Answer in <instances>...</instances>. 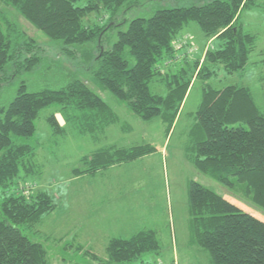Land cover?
I'll list each match as a JSON object with an SVG mask.
<instances>
[{
	"label": "trees",
	"instance_id": "1",
	"mask_svg": "<svg viewBox=\"0 0 264 264\" xmlns=\"http://www.w3.org/2000/svg\"><path fill=\"white\" fill-rule=\"evenodd\" d=\"M1 1L50 40L62 42L67 55L73 54L66 46L96 47L98 42L93 81L125 103L139 120L159 117L167 132L192 78L209 80L219 68L225 75L243 74L255 44V36L239 23L251 0H207L189 7L158 9L147 18L131 20L119 18L137 0H88L83 6L78 5L81 0ZM100 11L107 16L105 24H83L85 16ZM191 22L206 40L217 41L216 45L196 60L195 74L181 70L166 80L165 95L152 93L150 82L162 76L160 68L165 61L176 58L173 43ZM123 26H127L125 31ZM116 28L120 29L112 42L107 35ZM36 51L35 41L15 24L0 22V83L9 77L5 70L9 63L14 73L34 68L39 63ZM49 106L72 113L82 135L95 136L117 119L104 100L79 79L58 90L37 92H27L21 84L12 101L0 106V264H49L43 245L26 233L33 236L41 218L53 212L52 197L46 192L28 197L10 189L35 153L36 146L29 140L35 134L39 112ZM48 123L55 134L60 133L54 116L48 117ZM190 134L195 139L188 156L193 167L227 189L236 190L240 185L242 196L264 210V115L248 88L229 85L214 89L206 85ZM154 152L147 144L129 149L101 148L84 157V170L74 169L73 173L95 176ZM187 208L188 244L206 251L211 264H264L263 221L193 180L187 183ZM156 234L153 229H141L129 238H110L105 262H134L147 253L156 257L161 250Z\"/></svg>",
	"mask_w": 264,
	"mask_h": 264
},
{
	"label": "rangeland",
	"instance_id": "2",
	"mask_svg": "<svg viewBox=\"0 0 264 264\" xmlns=\"http://www.w3.org/2000/svg\"><path fill=\"white\" fill-rule=\"evenodd\" d=\"M205 1L137 0L119 19L147 18L158 9L189 7ZM87 2L81 0L78 5ZM251 2L239 17L243 30L255 36L243 74L225 75L219 68L209 80L192 78V85L167 132L159 117L148 122L139 120L125 103L93 81L98 42L96 47V44L66 46L73 54L67 55L62 50V42L50 40L0 0V22L8 20L15 24L39 48L36 51L39 63L31 70L14 73L12 65H6L9 77L0 83V106L12 101L21 84L27 92H37L58 90L71 80L79 79L104 100L117 118L95 136L82 135L72 113L63 112L58 106L42 109L35 120V134L29 140L36 146L35 153L10 189L28 197L38 192L52 197L53 212L42 217L34 227V237L26 233L31 240L43 245L49 264H109L105 262V248L110 238H129L141 229L156 231L159 255L154 257L147 253L142 260L119 264H211L206 251L188 244L187 183L192 180L264 222V210L242 196L240 185L236 190L227 189L199 172L188 160L189 149L195 143L190 133L206 85L214 89L229 85L248 88L264 115V0ZM106 20L107 16L100 11L85 16L83 24H105ZM118 29L108 33L110 41H115ZM126 29L127 26L121 27L122 31ZM216 42L206 40L197 24L189 23L173 43L176 58L165 61L160 68L162 76L150 82L151 92L165 95L166 80L181 70L188 75L195 74L194 63ZM50 116L59 123L60 133L53 132L48 123ZM146 144L155 152L142 159L111 167L95 176L73 173L74 169L84 170V157H90L98 149H129Z\"/></svg>",
	"mask_w": 264,
	"mask_h": 264
}]
</instances>
